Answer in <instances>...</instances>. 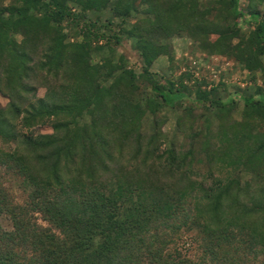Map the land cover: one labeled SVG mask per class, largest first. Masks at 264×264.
I'll list each match as a JSON object with an SVG mask.
<instances>
[{
	"label": "trees",
	"instance_id": "1",
	"mask_svg": "<svg viewBox=\"0 0 264 264\" xmlns=\"http://www.w3.org/2000/svg\"><path fill=\"white\" fill-rule=\"evenodd\" d=\"M242 1L0 0V141L16 144L0 148V179L12 172L29 192L17 205L0 187V219L12 223L0 221V264H200L168 252L181 217L199 232L202 264H264V0ZM176 36L260 73L262 86L236 92L242 120L224 83L189 86L185 72L162 84L151 72L161 56L174 60ZM125 40L140 74L118 55ZM140 81L156 96H139ZM186 97L209 114L203 130L218 123L217 142L204 143L209 187L194 178L193 151L158 156L157 133L145 147L141 138L145 115ZM18 120L53 133L22 136Z\"/></svg>",
	"mask_w": 264,
	"mask_h": 264
},
{
	"label": "rangeland",
	"instance_id": "2",
	"mask_svg": "<svg viewBox=\"0 0 264 264\" xmlns=\"http://www.w3.org/2000/svg\"><path fill=\"white\" fill-rule=\"evenodd\" d=\"M248 4L249 0H243L241 6L247 7ZM260 7L261 10L264 9L261 5ZM242 28L244 32H247V29H245L246 27ZM117 49L118 55H123L125 57L127 66L140 74L142 71V59L133 48L132 42L125 40ZM170 50L173 51L174 60L170 61L168 56H161L155 62L151 70L153 74H156V78L159 79L162 84H166V82L171 79L176 80L185 72H189L194 76L192 77L194 79L188 81L189 86H195L194 83L197 81L195 78L199 81L206 80L209 84V88L214 84L219 85L222 82L225 84V89L220 90L222 97L227 100H229L230 97H234L239 102L236 110L231 115L232 119L242 120L243 104L237 97L236 92L239 90L244 91L246 88H250L251 91L254 92L255 85L262 86L263 81L260 73L257 75L256 80H254L253 75L248 70L238 65V63L230 61L225 57L206 56L202 54L188 36L173 37L171 39ZM99 58L95 57L94 62H98ZM140 84L139 96H143L144 98L145 96L154 94L148 83H141L140 81ZM37 88L38 97H45L47 93L46 89L41 85H37ZM193 102L194 101L186 97L176 102L174 107L167 106L155 115H145L142 119L141 138L144 139L143 142L145 147L149 138L157 133L159 141L157 149H155V154L158 156L165 154L166 150L171 147L182 157L193 151L195 158L192 160V169L198 176L194 178L198 182H201L203 187H209L212 185V178L209 172L211 165L208 163L209 158L205 155L204 143L208 140L210 146H213L214 142H217L218 123H212L213 127L208 131L203 130L204 121L209 117V114L206 112L204 113L203 109H201L202 107ZM8 104L9 99L4 94L0 93V107H7ZM192 106L196 108L193 109L194 113L189 114L188 109ZM192 119H194L195 122H192ZM16 124L20 134L25 136L53 133L51 123L40 124L32 128L24 127L21 120H18ZM209 131H211L210 134L208 133ZM0 148L11 151L16 148V144L10 143L5 145L0 141ZM133 148L134 144L126 149V156H124L126 161L134 157L135 150ZM142 156L144 155L141 154L140 158H142ZM1 173L2 178L0 179V187L5 189L4 191L8 194L12 202L17 205H25L29 200V192H27V189L22 183L23 178L12 172H5L4 169ZM200 201L201 200L198 202ZM197 204L195 205L196 207H198ZM192 213L195 214L194 211H192ZM35 218L38 219L39 224L48 226L41 214H36ZM0 221L6 229H12L9 216L6 214L3 215ZM183 222L184 219L181 217L175 222L176 226H181L180 229H175V232L171 230L167 231V234L172 237V241L168 246V252L172 254L177 252L193 262L202 264L203 244L198 234L199 232L190 230L189 226L184 225Z\"/></svg>",
	"mask_w": 264,
	"mask_h": 264
}]
</instances>
